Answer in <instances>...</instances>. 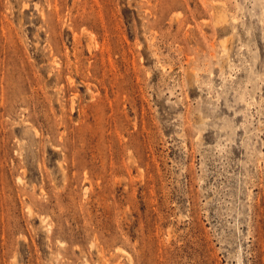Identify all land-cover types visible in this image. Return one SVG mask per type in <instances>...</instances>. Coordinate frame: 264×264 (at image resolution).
Returning <instances> with one entry per match:
<instances>
[{
	"label": "rangeland",
	"instance_id": "1",
	"mask_svg": "<svg viewBox=\"0 0 264 264\" xmlns=\"http://www.w3.org/2000/svg\"><path fill=\"white\" fill-rule=\"evenodd\" d=\"M0 264H264V0H0Z\"/></svg>",
	"mask_w": 264,
	"mask_h": 264
}]
</instances>
